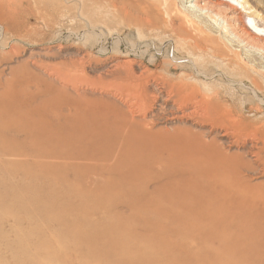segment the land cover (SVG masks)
<instances>
[{
	"label": "rangeland",
	"instance_id": "1",
	"mask_svg": "<svg viewBox=\"0 0 264 264\" xmlns=\"http://www.w3.org/2000/svg\"><path fill=\"white\" fill-rule=\"evenodd\" d=\"M125 5L138 13L114 14L109 5L89 0H0V144L14 153L32 151L21 132L2 128L19 124L17 102L29 105L38 97L46 103L32 113L46 128L33 143L47 156L44 161H60L48 151L67 153L69 146L45 134L49 127L60 129L57 123L70 108L75 119L80 107L75 100L48 102L52 86L66 84L107 92L134 114H145L153 128L164 126L171 134L177 128L173 143L191 128L231 141L236 162L253 159L246 153L250 140L259 147L264 141V0H126ZM187 101L197 102L199 115L172 118ZM184 159L172 161L170 177L183 172L177 164L191 158ZM0 161V264H171L183 257L192 231L182 224L180 208L165 201L181 195L143 190V182L152 185L168 176L164 165L147 163L150 176L136 187L127 174L105 172L100 179L116 188L86 191L71 168L49 172L43 162L29 159L16 169V161L1 156ZM246 175L263 188L260 168ZM143 195L159 205L156 211L149 205L131 210ZM118 205H127L126 213L136 219L123 220Z\"/></svg>",
	"mask_w": 264,
	"mask_h": 264
},
{
	"label": "bare ground",
	"instance_id": "2",
	"mask_svg": "<svg viewBox=\"0 0 264 264\" xmlns=\"http://www.w3.org/2000/svg\"><path fill=\"white\" fill-rule=\"evenodd\" d=\"M89 1L100 6L102 4L109 5L112 8L110 10L111 13L114 14L119 13L123 16H130L138 13L137 10L125 5L126 0ZM193 1L199 2V0ZM110 11L108 10V12ZM229 17L232 18V16ZM129 74L127 73L128 76ZM54 85L52 86L54 88L49 95L48 102L54 103L60 98H65L67 100H75L76 105L80 106L79 108L76 107L78 109L74 112L76 114V116H73L75 119L70 116L73 113V108H70L71 110L68 109L63 115V120L57 123L58 126L60 125V129L55 128L56 131L53 130L51 132L50 129L52 128L49 127L47 129L49 133L45 134L51 141L52 139L61 140L63 144L69 146V152L62 153L59 152L60 150H51V148L47 153L48 156L61 160L47 162L44 161L45 159L43 160L47 156L43 157L44 153L42 155L38 150L37 142L33 143L32 139L36 140L37 137H43L42 134L46 128H44L46 125L43 126L44 123H40L42 122L40 115L37 116L32 113L34 109L46 103L43 99L37 97L39 100L35 98L29 105L17 102L13 108L22 117L18 121L19 124H12L11 122V124L2 128V131L4 130L5 132L6 130L15 131V133L21 132L24 136V142L21 141V143L28 144L29 149L32 151L28 152L25 148H20L17 149V153H14L9 149L8 145L1 143L0 156L5 161H16L18 166L16 169L23 168L24 161L29 159L34 163L43 162L41 165L49 172L59 171L62 167L71 168L81 178V185L84 186L86 191H96L97 189L107 191L116 187L115 182H106L100 179V177L103 178L105 172L127 174L130 178L129 184L132 187H136L144 179L143 176H150L148 175L147 163L157 164L159 169L164 165V168L162 167V170H165L164 174H169L173 170L170 169L173 166L172 161H181L182 159L184 161V157H190L191 159L187 160V162H179L177 164L181 169L180 171H183L179 175L170 177L167 174V177L155 184L149 185L146 182L142 184L145 193L148 191L159 192L165 189L174 195H181L176 196L177 199L172 197L165 199V201L180 208L183 215L182 224L186 226L187 232L189 230L192 232L188 235L189 242H186V244L184 242L183 259L181 258L179 261L178 259L176 261L173 260L171 264H264V181L263 188L259 190L258 188H261L262 184L251 182L252 180H249L246 175L247 171L254 173L258 168L264 172V141L259 147V143L251 139L246 153L250 154L253 159H243L238 163V161L233 160L234 158L230 152L231 145L229 143L232 142L227 140V144H225L217 139V135L207 137V133H199L197 132L198 130L194 131L191 128H184L181 130L184 135L179 137L181 141L175 142L174 140L173 143L171 135L174 134L177 128L176 130L172 129L173 134H171L172 132L164 126L162 128L151 127L149 121L146 120L145 114H134L129 108L130 106L121 104L123 105L122 107L119 103L110 99L109 96L111 95L107 96L105 91H99L98 94H94L91 93L94 91L92 88L81 90L70 88L66 84L64 85L65 87ZM87 90L91 92H87ZM207 108L211 112V106L207 105ZM198 110L197 102L187 101L186 104L184 103L181 106L179 113L172 118L188 120L193 115H199ZM151 123L153 124V122ZM207 132L210 133V131ZM219 135L221 138L227 137L226 133ZM163 156L166 157L164 161H162ZM254 163L258 166H255ZM129 191L131 190L129 189ZM144 205L145 207L148 205L151 208L153 207L155 211L158 209L157 206H159L148 202L145 195L135 199L133 205L130 206L132 211H137ZM126 206L121 205L118 207L120 211H123V220L133 221L136 219L135 213L128 215ZM231 209L236 210L238 215L236 212L232 214ZM159 221L157 223H160ZM176 226L179 225L176 224ZM237 227L241 231L235 232L234 230ZM184 237L186 239V236ZM159 238L161 240V237Z\"/></svg>",
	"mask_w": 264,
	"mask_h": 264
}]
</instances>
